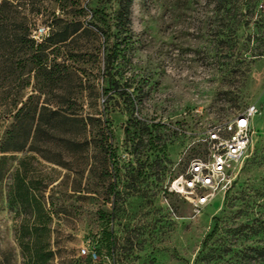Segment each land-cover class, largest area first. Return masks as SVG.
I'll return each mask as SVG.
<instances>
[{
    "label": "rangeland",
    "instance_id": "rangeland-1",
    "mask_svg": "<svg viewBox=\"0 0 264 264\" xmlns=\"http://www.w3.org/2000/svg\"><path fill=\"white\" fill-rule=\"evenodd\" d=\"M115 1L93 0L91 5L110 12ZM131 27L136 42L120 74L132 78L133 88L149 79L136 114L177 133L164 139L166 154L148 147L133 153L125 141L123 98L111 99L104 108L100 96L98 112L110 119L114 156L97 150L99 140L88 137L87 145L80 139L79 146L68 147L67 169L45 163L50 178L62 179L46 193L58 211L52 221L53 264H193L215 216L226 231L222 237L233 238L238 231L234 247L258 241L248 233L251 223L264 219V170L250 166L249 159L264 139V55L249 56L243 26L235 38L217 43L218 31H230L231 11L218 12L210 0H134ZM230 63L236 67L226 68ZM251 104L258 113L251 120L253 136L235 184L194 216L185 197L170 190L171 182L191 158L203 154L201 138L208 128ZM84 107V112H94L88 102ZM7 126L0 120V140ZM10 173L0 197V264H22L16 240L19 217L5 195ZM109 183H116L117 199L107 200ZM82 247L97 249L96 257L82 254Z\"/></svg>",
    "mask_w": 264,
    "mask_h": 264
},
{
    "label": "trees",
    "instance_id": "trees-1",
    "mask_svg": "<svg viewBox=\"0 0 264 264\" xmlns=\"http://www.w3.org/2000/svg\"><path fill=\"white\" fill-rule=\"evenodd\" d=\"M92 1L0 0V120L8 122L0 140V197L12 172L5 195L19 217L16 240L22 264H53L56 256L52 221L58 211L46 193L62 179L50 178L45 163L67 169L68 147L79 146L80 139L87 145L88 137L99 140L97 150L114 156L110 119L98 112L100 96L104 108L111 106V99L123 98L128 111L123 130L133 153L148 147L166 154L164 139L177 133L172 126L136 114L149 79H140L144 83L133 88L132 78L120 74L136 42L131 27L134 0H116L110 12L93 7ZM210 1L218 12L231 11L230 31H218L217 43L235 38L238 26H243L248 29L249 56L264 55V0ZM38 28L46 29L40 39L34 34ZM86 102L94 112H84ZM249 165L264 170V139ZM108 186L107 200L117 199L116 183ZM260 219L257 225L254 217L250 227L245 224L248 238L258 236V241L234 247L238 231L233 238L222 237L226 231L215 216L193 264H264V219ZM106 238L111 245L109 233ZM93 253L97 249H87L86 256Z\"/></svg>",
    "mask_w": 264,
    "mask_h": 264
},
{
    "label": "built area",
    "instance_id": "built-area-1",
    "mask_svg": "<svg viewBox=\"0 0 264 264\" xmlns=\"http://www.w3.org/2000/svg\"><path fill=\"white\" fill-rule=\"evenodd\" d=\"M45 33L46 29L38 28L35 38L40 39ZM256 113L258 108L251 104L208 128L201 138L203 154L191 158L186 170L171 182L170 190L185 197L194 216L199 215L217 193L225 194L231 187L251 144V120ZM86 252L82 247L81 253ZM92 257L96 255L93 253Z\"/></svg>",
    "mask_w": 264,
    "mask_h": 264
}]
</instances>
